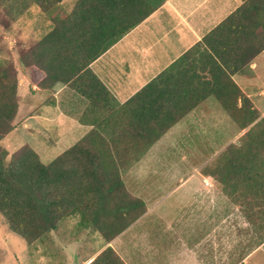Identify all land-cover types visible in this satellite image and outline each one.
Listing matches in <instances>:
<instances>
[{
	"label": "trees",
	"instance_id": "obj_1",
	"mask_svg": "<svg viewBox=\"0 0 264 264\" xmlns=\"http://www.w3.org/2000/svg\"><path fill=\"white\" fill-rule=\"evenodd\" d=\"M62 1L0 0V9L7 8L9 14L16 10L13 17L7 13L10 21L35 6L51 26L37 40L16 46L31 84L44 92L64 84L96 113L119 114L114 118L119 131L138 139L150 136L146 146L214 96L241 130L249 128L241 137L245 144L237 148L231 144L225 150L235 148L239 160H213V169L207 164L203 172L224 184L245 220L264 232V117L258 119L251 100L232 78L264 50V0H243L202 42L121 106L90 64L167 0H77L69 13L63 12ZM14 65L11 58L0 59V143L16 129L20 97ZM124 110L128 112L122 115ZM124 116L131 118L126 122ZM98 132L93 129L47 164L29 145L10 156L0 145V214L28 245L42 242L74 215L80 217L81 227L110 242L145 212L143 201L127 191L118 167L104 171L109 163L98 157L93 141ZM125 197L129 206L118 207ZM94 204L103 206L97 209L104 214L117 215L105 220L92 217L93 211H100ZM90 264L125 262L107 247Z\"/></svg>",
	"mask_w": 264,
	"mask_h": 264
},
{
	"label": "crops",
	"instance_id": "obj_2",
	"mask_svg": "<svg viewBox=\"0 0 264 264\" xmlns=\"http://www.w3.org/2000/svg\"><path fill=\"white\" fill-rule=\"evenodd\" d=\"M76 2L63 0V12H71ZM242 3L243 0H167L93 60L90 68L121 106L185 52L202 42L207 33ZM50 27L46 18L36 28L45 32ZM263 55L264 50L249 67L232 77L248 97L254 96L249 91L254 84L251 77L264 68ZM27 76L30 79V74ZM29 88L33 93L38 90L30 82ZM48 103L53 112L63 104L72 105L67 116L75 117L73 129L82 135L79 140L98 128L93 141L99 149L98 157L109 163L104 171L113 172L117 166L127 191L142 200L146 210L110 242H105L97 232L81 227L78 215L66 218L42 241L41 264H90L107 247H111L125 264H264V232L253 228L236 211L226 214L227 206L232 203L227 201L224 189L210 183L212 177L204 174V164L193 167L187 174H179L177 165L170 166V176L176 183L170 188L151 178L158 176L159 165L165 166L161 161L172 156H176L175 160L188 159L186 155L178 158L177 154L157 153L155 146L190 112L153 145L146 146L150 136L138 139L119 131L122 128L114 120L120 117L119 114L96 113L83 97L62 83L55 84L49 92ZM73 111L74 114H69ZM126 112L128 110L122 115ZM46 116L48 121L50 116L47 113ZM130 118L124 116L123 120L127 122ZM237 137L231 141L236 148L241 145L237 143ZM79 140L77 138L75 144ZM230 157L240 159L233 152L224 160ZM163 180L166 181V177ZM189 182L194 183L177 193ZM158 190L164 193L155 194ZM119 201L118 207L131 203L127 197ZM94 206L100 211H93L92 217L96 215L105 220L117 215L104 214L102 209H97L100 204ZM183 207L191 208L188 214L182 215Z\"/></svg>",
	"mask_w": 264,
	"mask_h": 264
},
{
	"label": "rangeland",
	"instance_id": "obj_3",
	"mask_svg": "<svg viewBox=\"0 0 264 264\" xmlns=\"http://www.w3.org/2000/svg\"><path fill=\"white\" fill-rule=\"evenodd\" d=\"M7 13V8L0 9V59L11 58L14 60V66L18 71L20 102L15 120V127L18 131L6 136L0 145L7 150L9 156L22 145H29L40 155L41 161L47 164L58 154L73 146L77 138L79 140L82 135L79 136L76 129H73L75 117H72L73 115L67 116L68 112L72 110V105L63 104L62 107L55 109L56 112L49 109V92L41 90H36L38 93L31 92L29 88L31 80L27 79V73L20 65L16 51L17 44L26 45L27 42L40 38L43 31L36 27L42 25L46 18L35 6L12 21L8 19ZM15 13L16 10L13 9L12 13L8 14L13 17ZM245 75L249 74L245 72ZM251 79L254 80V84L249 91L254 96L249 97V100H251L253 108L256 109L255 113L259 116L258 119H260L264 117V68H261L256 76L251 77ZM45 112L50 116L48 121ZM69 114H74V111ZM262 124L264 125V122ZM248 128L241 130L240 126L232 120L214 96L207 98L175 125L155 146L157 153L177 154L178 158L181 157L180 155H186L188 159L185 161L175 160L176 156H172L166 161H161V164L163 163L165 166L158 164L160 172L158 176L151 178L160 180L162 185H167L170 188L176 184L174 178L170 176V166L177 165L175 168L178 173L180 172L179 174H187L193 167H200L203 164L202 168L210 164L213 169L215 165L213 160H223L235 152V148H232L228 153L225 151L229 145L235 146L234 142H231L235 136H238L237 143H246V140L241 137ZM239 132H241L240 135ZM208 173L210 174V171ZM165 177L166 181L163 180ZM192 183L194 182H189L187 187L184 186L177 193H182ZM210 183L218 189L226 191L225 185L217 182L213 177ZM163 193L164 191L158 190L155 194ZM226 199L232 203L227 206L226 214L236 211L237 214L243 216L238 202L233 197L227 196V192ZM168 201L170 200L166 202ZM190 209V207L181 208L184 210L182 215L188 214ZM41 247L42 242L28 245L25 240L13 233L5 218L0 214V264H41L43 263L41 262Z\"/></svg>",
	"mask_w": 264,
	"mask_h": 264
}]
</instances>
